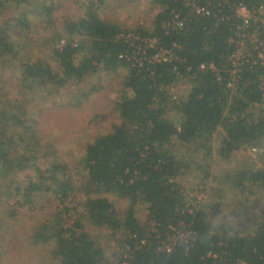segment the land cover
<instances>
[{
	"label": "trees",
	"instance_id": "16d2710c",
	"mask_svg": "<svg viewBox=\"0 0 264 264\" xmlns=\"http://www.w3.org/2000/svg\"><path fill=\"white\" fill-rule=\"evenodd\" d=\"M148 1L152 25L127 29L102 15L107 0H74L76 10L0 0V264L21 236L38 264H264V0ZM242 41L249 51L234 64ZM119 69L129 92L116 101L118 121L79 160L64 158L31 104ZM217 134L222 158L252 153L224 176L240 221L233 211L221 221V203L190 201L179 181L183 155ZM24 210L41 217L20 232ZM92 227L109 232L117 261Z\"/></svg>",
	"mask_w": 264,
	"mask_h": 264
},
{
	"label": "rangeland",
	"instance_id": "374dc122",
	"mask_svg": "<svg viewBox=\"0 0 264 264\" xmlns=\"http://www.w3.org/2000/svg\"><path fill=\"white\" fill-rule=\"evenodd\" d=\"M63 1L72 9L73 7L75 10L79 9L74 5V0ZM80 1L83 2L84 0ZM156 11L157 7L152 6L148 0L123 2L107 0L101 9L105 18L118 22L127 29H134L139 25L150 27ZM254 39L255 36L252 40L254 41ZM241 45L246 52L249 51L243 41ZM125 74V69H119L112 73L102 72L93 77L91 82L70 83L55 97V102L38 99L33 105L31 104L30 109L37 111L36 115L41 125L40 132L41 135L45 134L43 136L45 142L54 145L64 158L79 160L87 143L96 134L108 131L111 125L118 121V115L115 111L116 101L129 92L122 85ZM3 76L8 84L13 86L15 72L11 69L3 72ZM186 92V86H181L176 90L177 94ZM220 140L221 137L217 134L210 147L201 148L199 152L191 151L190 154H184V159L189 164V172L181 176L179 181L184 186L190 201L195 202L198 196L202 204L221 203L223 206L221 211L224 212L221 221L226 216L230 219L231 214L234 213L240 215V221L243 218V213L237 210L238 198L229 188V185H226L224 176L233 173L238 167L250 163L252 153L242 150L230 160H226L219 156ZM208 150L211 156L207 155ZM195 152H197L196 155H194ZM205 169L210 171V177L205 184H202L201 180ZM110 198L113 196L110 195ZM113 200L116 201L119 209H124L128 205L127 200L115 198ZM40 214V212L24 210L20 214V221L14 224L18 228L22 227L20 232H27L26 230L40 219ZM91 233L108 250L109 258L115 260L121 251L115 246L113 240L110 241L109 232L103 228L92 227ZM13 249L11 256L6 258V264H38L41 253L39 251L33 252V247L27 243L26 237H19Z\"/></svg>",
	"mask_w": 264,
	"mask_h": 264
},
{
	"label": "built area",
	"instance_id": "2783aa9c",
	"mask_svg": "<svg viewBox=\"0 0 264 264\" xmlns=\"http://www.w3.org/2000/svg\"><path fill=\"white\" fill-rule=\"evenodd\" d=\"M236 11H237L238 16L245 17L246 21H248V18L250 17V14H249L248 10L245 7H240ZM242 46L243 45L240 44V47H239L237 53L233 54V56L231 57L233 62H234V64H237L238 61H240L241 59L246 58V51H245V48H243ZM160 57H163L165 60L167 59V55L165 53L160 55V56H158V55L155 56V58H157V59H162ZM233 72L235 73L236 70H234Z\"/></svg>",
	"mask_w": 264,
	"mask_h": 264
}]
</instances>
